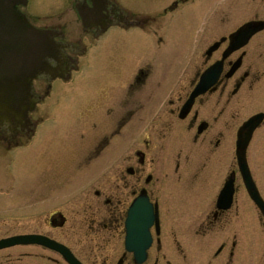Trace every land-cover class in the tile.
<instances>
[{"label":"flooded vegetation","instance_id":"1","mask_svg":"<svg viewBox=\"0 0 264 264\" xmlns=\"http://www.w3.org/2000/svg\"><path fill=\"white\" fill-rule=\"evenodd\" d=\"M165 1L109 0L107 7L99 12V3L87 0L91 25L81 22L79 30L69 25V19L57 16L40 26L51 32L50 39L57 49L52 42L44 49L48 52L45 76L33 80L35 94L41 100L52 87H61L68 82L79 57L81 70L86 53L96 47L98 41L99 46L114 50L109 59L116 58L118 47L127 48L124 33L130 27L157 36V42L161 43L164 35L162 37L159 33L162 31L155 27L157 17L173 12L177 15L175 22L181 24L179 19L186 21L181 16L188 15L181 11V6L190 2ZM70 2L68 0V7ZM72 2L80 12L78 4L81 6L82 0ZM229 5L230 1L227 7ZM237 5L250 17L228 28L229 19H224L229 10L221 8V18L216 25L218 33L210 37L199 55V63L196 60L192 73L184 78L175 74L164 78L162 72L153 71L156 61H142L143 58L131 63L122 56L119 59L124 66L128 64L127 72L97 71L86 78L80 72V80L92 79L98 89L90 102H94V118L83 123V127L88 124L87 132L80 127L77 143L80 150L86 140L89 143L86 153L81 155L80 166L84 162L89 165L103 149L110 148L111 167L102 175H94L97 178L93 185L82 183L71 192L66 183L78 175L68 174L66 170V173L57 174L47 185V201L49 207L54 203L60 206L48 207L44 230L17 229L12 232L0 220V239L22 233H40L67 247L85 264H242L239 255L242 221L233 231H229V224L239 216L241 203L245 200L253 202L243 184L235 152L230 156V148L235 147L238 129L259 114V124L252 131L246 147V163L258 187L254 175L256 161L248 153L254 140H262L258 151H251V155L258 153L259 158H264V0H246L241 8ZM26 11L29 21L34 23ZM102 12L108 15V20ZM191 14L200 15L197 12ZM204 15L212 21L216 14L210 8ZM140 21L147 24L137 26ZM246 23L261 27L242 46L223 55L230 37ZM182 26L184 29L189 27L186 23ZM58 32H62V36H58ZM181 34L185 35V32ZM75 36H79V42ZM179 36L183 37L178 33L175 37ZM165 40L168 39L165 37ZM173 40L186 42L185 39H170ZM217 42L218 47L208 54V47ZM59 45H62V54ZM32 55L29 62L33 63ZM68 59H74V62L65 79L62 76ZM218 61L221 70L214 84L195 95L188 109L182 110L202 72ZM121 75L125 78L120 82L122 89H118L115 87L120 79L117 76ZM172 84L175 86H165ZM19 127L22 129L23 126ZM5 130L7 128L0 131ZM258 131L260 135L257 136ZM2 139L6 137L0 136V142ZM230 157L233 159L229 165ZM229 175L233 180L231 204L221 208L217 206L218 196ZM238 178L242 186L237 183ZM134 202L132 216L138 219L141 229L133 233L141 239L145 227L150 237L145 258L140 262L134 259V252L128 250L125 243L126 221L131 217L128 216L129 209ZM12 247H29L35 251L5 253ZM12 247L0 248V264H68L53 247L37 244ZM37 252L46 254L38 255Z\"/></svg>","mask_w":264,"mask_h":264},{"label":"rangeland","instance_id":"2","mask_svg":"<svg viewBox=\"0 0 264 264\" xmlns=\"http://www.w3.org/2000/svg\"><path fill=\"white\" fill-rule=\"evenodd\" d=\"M200 1V6L198 0H190L189 3L181 6V11L188 12V15L181 16L186 21L179 19L181 24L175 22L177 15H174L173 12L157 17L158 24H155V27L162 31V33L159 31L161 36L164 35L161 43L157 42V36L146 35L147 33L141 32L133 26L124 33L127 48L118 47L116 58L109 59V55L111 56L114 50L106 48L105 45L99 46L100 41H98L96 47L90 48L86 53L81 70L79 57L71 79L65 84L63 83V86L56 85V88L52 87L48 93L44 94L45 98L43 97L32 110L33 123L30 130L18 133L16 137L15 135L12 138L5 136L6 139H2L0 142V220L3 221L6 228L12 232L17 229L19 231H29L34 228L44 230L47 210L51 207L58 208L60 206L59 203H54L55 205L49 207L47 201V185L57 174L67 172L78 175L73 180L65 182L66 188L71 192L82 183L93 185L95 178H97L94 175H102L111 167L113 158L110 157V148L103 149L102 153L89 165H84V162L80 166L83 160L81 155L83 152L86 153L89 146L87 140L81 150L77 144L80 141V127L87 132L88 128L85 127H88V124L83 127V123L94 118V102H90L98 90H96L94 80H80V72L84 73L85 78L97 71L127 72L129 71L128 64L124 66V63L119 59L122 56L125 61L131 63H136L143 58L142 61H156L153 71L162 72L164 78L169 77L170 74L180 75L179 77L184 78L192 73L193 65L196 60L198 61L199 55L205 49L210 37L218 33L216 25L221 18V8H228L229 10L227 18L224 19H229L228 28L232 27L233 23L250 17L244 15V10L239 9L237 5L239 4L240 8L243 7L246 0ZM229 1L230 5L227 7ZM67 2L68 0H29L27 12L36 17L31 16L32 20L39 24H47V20L50 21L61 16L62 19H69L70 26L78 28L80 21L76 19L77 16L72 12L73 10L71 11L70 8L69 11L67 10ZM207 8H211L216 14L212 17V21L204 15L208 10ZM194 12L200 15H192L191 13ZM172 18L175 20L173 21ZM185 23L189 27L184 29L182 25ZM143 24L145 25L147 22L142 23L140 21L137 26ZM183 31L185 35L181 34ZM177 33L183 37H175ZM165 37L169 41L165 40ZM176 38L185 39L186 42L170 41V39ZM75 39H78L77 42L80 40L79 36H75ZM78 45L80 46V43ZM196 63L198 64L199 61ZM132 71L134 72V70ZM117 77L120 79L116 81L118 83L115 87L122 89L120 82L124 80L125 76ZM52 86H54V82ZM165 86L174 87L175 84ZM256 134L257 136L260 135L259 131ZM255 141L257 142V139L253 141L248 154L250 158L253 157V160L256 161L254 175L258 180V187L263 193L264 158L261 156L259 158L258 153L251 155V151H258L259 142L262 140L257 143ZM231 143L229 136V146ZM260 145L262 146V144ZM233 148L235 151V147ZM233 148H230V156H233ZM117 149L120 151L118 147ZM232 159L229 158V165ZM78 168L81 169L79 173L73 172ZM91 173L93 176L90 175ZM237 183L242 186L239 178ZM238 210L240 211L239 216L230 222L229 231L236 230L237 226H241L242 221L243 233L239 251L241 263L264 264V218L260 217L258 210L247 200L238 206ZM237 218L240 219L239 222L236 221ZM242 227L239 229L240 233ZM19 250L35 251L29 247H12L6 249L5 253L14 254L12 252ZM37 254L45 255L46 252H37Z\"/></svg>","mask_w":264,"mask_h":264},{"label":"water","instance_id":"3","mask_svg":"<svg viewBox=\"0 0 264 264\" xmlns=\"http://www.w3.org/2000/svg\"><path fill=\"white\" fill-rule=\"evenodd\" d=\"M97 1L99 12L102 11L109 0H94ZM27 0H0V129L7 128L11 136L17 133L19 126L22 129L30 130V119L28 111H31L38 97L35 95L32 80L33 78H41L45 76L44 71L47 65L44 49L52 42L50 38L51 32L45 29L37 28L31 25L24 15L19 10V6L25 5ZM79 15L82 18L84 25H91L90 10L87 6V0H82ZM105 19H109L106 13L102 12ZM254 23H246L241 26L230 38V44L223 55L242 46L248 38L259 28ZM57 49V45L52 42ZM219 45V42L211 45L207 53L210 54ZM59 51L62 52V45H59ZM31 53L34 56L31 60ZM34 61H36L34 63ZM68 59L66 73L69 71ZM221 70V63L215 62L210 65L200 76V80L190 94V97L184 103L182 110L188 109L193 98L206 88L211 86L218 78ZM60 74V73H58ZM67 75H65V78ZM260 115L257 114L249 118L243 126L238 130L236 139V158L239 171L241 173L245 188L264 216V201L260 196L248 169L245 152L246 146L250 139L253 129L259 124ZM26 130V131H27ZM232 177L224 184L223 189L218 197L217 206L227 208L230 206L232 195ZM129 234L126 236V247L134 252V259L140 262L145 258V249L150 243V238L147 236L146 228L144 227L141 239H136L137 236L133 232L137 231L138 223L136 219L130 221ZM150 224V223H149ZM15 244H41L46 247H53L58 250L69 264H82L77 260L68 248L56 244L46 236L39 234H21L0 239V248L13 246Z\"/></svg>","mask_w":264,"mask_h":264}]
</instances>
